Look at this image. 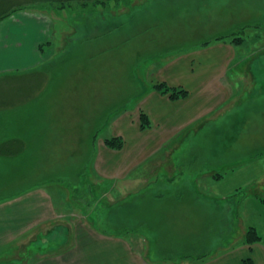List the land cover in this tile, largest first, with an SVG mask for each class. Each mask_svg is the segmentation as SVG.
I'll return each instance as SVG.
<instances>
[{"label":"rangeland","instance_id":"obj_1","mask_svg":"<svg viewBox=\"0 0 264 264\" xmlns=\"http://www.w3.org/2000/svg\"><path fill=\"white\" fill-rule=\"evenodd\" d=\"M36 41L43 59L26 66ZM226 42L236 47L231 61ZM193 70L214 76L205 91L229 85L235 102L179 132L167 144L172 161L157 155L128 178L95 179L114 116L137 120L157 82L198 85ZM40 184L71 218L92 214L95 191L96 226L129 238L150 264H192L236 247L237 214L264 236V0L45 2L3 20L0 202ZM40 229L49 234L3 258L26 264L45 246L56 252L59 230Z\"/></svg>","mask_w":264,"mask_h":264},{"label":"crops","instance_id":"obj_2","mask_svg":"<svg viewBox=\"0 0 264 264\" xmlns=\"http://www.w3.org/2000/svg\"><path fill=\"white\" fill-rule=\"evenodd\" d=\"M1 33L6 34L4 30ZM35 43L37 56L32 59L31 54L27 56L26 66L43 59L38 56L39 54L44 56V53L40 52V45H37L38 41ZM218 44L222 45V43ZM228 44L229 42H226L223 46L227 47L225 49H232L233 55L227 59L231 61L236 55V47L231 45L228 48ZM23 45H20V49ZM14 53L17 54V51ZM190 76L192 81L197 79L198 85L186 87L190 92L188 97L172 100L169 95L150 90L138 101L137 120L129 114L131 111L114 116L111 122L113 127L111 135H122L125 145L117 150L107 147L105 142L99 144L93 168L95 179L110 182L115 178H128L134 170L157 155L172 161V152L167 149V144L176 140L179 132H183L196 121L209 120L225 104H230L233 100L235 102V93L228 87L229 85L222 86L223 90H204L205 81H215L214 76L196 78L194 70L190 71ZM141 111L148 114L151 120V126L147 129L141 128ZM119 126H123L124 130L119 131ZM68 191L69 189L64 187L61 194L68 198ZM56 196L40 184L0 202V264H19L18 259L6 261L3 258L2 255L7 248L24 242L35 243L40 239V234L43 233L45 236L49 234L42 232L40 228L49 225L53 228L55 224H61L65 232L67 224L69 225L68 235L66 233L57 235L58 241H61L58 243V250L50 254L49 247L45 246L47 250H40L35 256L31 252L26 264H150L134 250L129 238L99 229L96 226L97 221L96 224L89 225L86 221L87 219L89 222V213L83 214L86 219L80 216L71 218L69 214H62V209L56 205L59 202ZM6 209H10V212ZM248 227L249 224L243 222L241 215L237 214V246L231 247L230 250L225 249L224 253L214 258L192 264H246L245 260L248 258H251L254 264H264V244L246 242ZM261 236L264 238L263 235ZM61 244L63 246H60ZM46 251L48 254L43 253Z\"/></svg>","mask_w":264,"mask_h":264},{"label":"trees","instance_id":"obj_3","mask_svg":"<svg viewBox=\"0 0 264 264\" xmlns=\"http://www.w3.org/2000/svg\"><path fill=\"white\" fill-rule=\"evenodd\" d=\"M99 1H102V0H26V1H20V2H16V1L13 2V0H0V23L3 20H5L6 18H8L9 16H11L14 12H16L18 10L25 9V8L29 7L30 5H35L38 3L51 2V3L65 4V3H70V2H77V3H84V4L89 5L90 3H97ZM235 39H237V42H239V39H241V38L237 37ZM40 49L43 50V47L40 46ZM151 89L157 90V91L161 92L162 94L169 95V97L172 100H178V99L186 98L190 94L189 90L185 89L184 87L172 86V85H170L164 81L163 82H157V83L153 84L151 86ZM140 120H141V128L142 129H147L148 127L151 126V120H150L148 114H146L144 111H141V113H140ZM104 142H105L107 147L112 148V149H117V150L122 149L125 145L124 138L122 136H119V135L114 136V135L110 134V136L104 138ZM7 152L9 154H14V150L9 149V150H7ZM89 181H90V179H89ZM90 183H91V181H90ZM91 188H93V187H91ZM89 195H90L89 198L91 200V203H93V202L96 203L95 207H94L96 209L92 210V213H94L97 210V208H99L100 203H102L103 201L100 200V202H99L100 195H98L95 191L91 190ZM91 197H92V199H91ZM259 199H260L261 203L264 205V197H259ZM87 205H89V204H85L84 207L85 208L88 207ZM89 216H90L89 222L93 225L96 224L97 220L95 218H93L91 216V214ZM54 226L56 227L57 230H59V233H60V231L63 230L62 229L63 226L61 224L60 225L55 224ZM94 227H96V226H94ZM67 232L69 233V225L68 224H67L66 232L64 231L63 233L61 232L60 234H65V233L67 234ZM48 242L51 243L52 241L49 240ZM246 242L247 243L261 242L264 244V238L258 233V231L255 227H250L246 233ZM45 250H47V249H45ZM43 253L48 254V251L43 252ZM245 263L246 264H254L251 258L246 259ZM1 264H4V263H1Z\"/></svg>","mask_w":264,"mask_h":264}]
</instances>
